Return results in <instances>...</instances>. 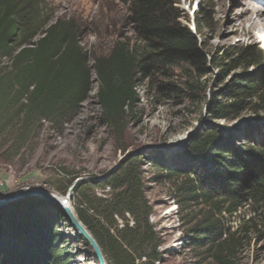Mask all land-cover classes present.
<instances>
[{
	"label": "trees",
	"instance_id": "1",
	"mask_svg": "<svg viewBox=\"0 0 264 264\" xmlns=\"http://www.w3.org/2000/svg\"><path fill=\"white\" fill-rule=\"evenodd\" d=\"M123 4V20L135 37H118L106 51L96 53L82 45L88 30L74 18L56 17L47 0H0V60L9 62L0 71V141L13 137L16 149L5 162L11 163L29 143L35 144L44 123L61 135L91 99L99 107V123L115 149L123 151L124 132L136 119L138 86L153 80L161 69L166 74L168 69L188 65L202 77L205 64H218L198 52L194 31L180 24L176 0H126ZM236 57L240 67L258 63L250 50L242 49ZM255 100L264 103V77L237 76L226 91L210 93L206 111L212 120L229 121ZM262 143L245 142L239 147L227 132L221 135L208 127L206 133L191 139L189 170L167 175L183 177L178 189L190 200L201 199L216 210L226 206L223 212H236L241 199L264 204ZM141 159L130 154L104 180H80L71 192L80 200L75 213L107 264L161 262L155 252L157 236L148 224L152 211L144 197ZM71 179L66 190L74 182ZM95 188L108 189L109 198L96 197ZM62 222L65 218L57 209L37 206L32 198L2 208L0 264H69L64 247L58 244ZM197 230L221 233L210 218ZM232 242L233 235L219 243L216 264H236L229 251Z\"/></svg>",
	"mask_w": 264,
	"mask_h": 264
},
{
	"label": "rangeland",
	"instance_id": "2",
	"mask_svg": "<svg viewBox=\"0 0 264 264\" xmlns=\"http://www.w3.org/2000/svg\"><path fill=\"white\" fill-rule=\"evenodd\" d=\"M125 1L47 0L56 17L74 18L88 30L82 45L96 53L106 51L118 37H135L132 27L123 20ZM176 1L180 24L194 31L198 52L206 61L211 59L218 64H205L206 74L202 77L188 65L168 69L166 74L161 69L153 80L138 86L136 119L124 132L123 151L115 149L113 139L99 123L95 99L83 104L79 115L61 135L44 123L39 140L23 147L11 163L4 159L16 152L14 138L3 137L0 179L4 187L0 189V199L22 188L42 189L64 199L74 183L102 181L128 155L137 153L142 158L144 197L152 211L148 224L157 236L155 252L160 255L159 264H216L217 246L231 235L234 242L229 251L236 264H264V204L253 205L241 199L242 206L236 212H223L226 206L216 210L201 199L190 200L187 193L179 190L183 177L167 175L174 170H189L192 161L187 151L191 139L206 133L208 127L221 135L227 132L239 147L245 142L252 146L258 140L264 143L261 100L253 101L229 121L212 120L206 111L210 93L226 91L237 76L264 77V33L247 34L250 24L243 22L244 18H256L252 6L264 10V3L245 0L252 6L246 16H240L243 0ZM242 49L250 50L258 63L240 67L236 56ZM6 66L9 62L1 59L0 71ZM71 178L74 182L66 190ZM94 193L103 199L110 195L108 189L95 188ZM78 202L71 193L74 211ZM126 218L131 225V219ZM207 218L220 227V234L218 230L198 232ZM117 223L123 224L120 219ZM61 225L58 244L64 247L69 264H97L90 247L73 235L69 223L65 220Z\"/></svg>",
	"mask_w": 264,
	"mask_h": 264
},
{
	"label": "water",
	"instance_id": "3",
	"mask_svg": "<svg viewBox=\"0 0 264 264\" xmlns=\"http://www.w3.org/2000/svg\"><path fill=\"white\" fill-rule=\"evenodd\" d=\"M132 155H137V153H134ZM119 166H116L111 171H109L105 175L104 179L113 172H115ZM75 184L76 183H74L69 188L64 200H60L54 195V193H50L42 189H36V188L19 189L16 192L0 199V210L9 204L17 202L24 198H32L34 200V204L37 206L39 205L48 206L57 209L61 213V215L65 218L66 223H69V226L73 229L74 231L73 235L83 240L90 247L92 254L96 257L97 264H107L96 240L86 229V227L81 223V221L78 219L75 211L71 206V192Z\"/></svg>",
	"mask_w": 264,
	"mask_h": 264
},
{
	"label": "bare ground",
	"instance_id": "4",
	"mask_svg": "<svg viewBox=\"0 0 264 264\" xmlns=\"http://www.w3.org/2000/svg\"><path fill=\"white\" fill-rule=\"evenodd\" d=\"M253 1H256V2H259V3H264L262 2L261 0H253ZM242 6H244V9H242L240 11V16H246L248 14V11H249V7L252 6V4L248 3L247 1L243 0L242 1ZM252 13L254 14V16H256L255 19H252L250 17L248 18H244L243 19V22L244 23H249L250 24V28L246 31L247 34H250L252 32H262V34L264 33V10H261L259 8H254L252 6ZM55 195V194H54ZM58 199L60 200H64L62 199L61 197H59L58 195H55Z\"/></svg>",
	"mask_w": 264,
	"mask_h": 264
},
{
	"label": "built area",
	"instance_id": "5",
	"mask_svg": "<svg viewBox=\"0 0 264 264\" xmlns=\"http://www.w3.org/2000/svg\"><path fill=\"white\" fill-rule=\"evenodd\" d=\"M4 187V181L0 179V189Z\"/></svg>",
	"mask_w": 264,
	"mask_h": 264
}]
</instances>
